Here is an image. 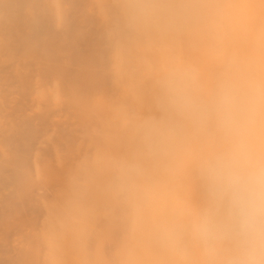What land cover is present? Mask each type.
<instances>
[{"label": "rangeland", "instance_id": "obj_1", "mask_svg": "<svg viewBox=\"0 0 264 264\" xmlns=\"http://www.w3.org/2000/svg\"><path fill=\"white\" fill-rule=\"evenodd\" d=\"M122 14L120 0H0V264L47 263L53 209L102 148L106 113L92 104L126 103L114 57L134 31ZM107 222L95 230L111 228L101 247L111 262L125 227Z\"/></svg>", "mask_w": 264, "mask_h": 264}, {"label": "clouds", "instance_id": "obj_2", "mask_svg": "<svg viewBox=\"0 0 264 264\" xmlns=\"http://www.w3.org/2000/svg\"><path fill=\"white\" fill-rule=\"evenodd\" d=\"M206 0H126L137 29L180 33ZM164 118L146 125L139 156L118 167V194L138 198L159 167L167 212L154 241L172 264H264V58L232 59L214 82L176 61L161 80ZM194 180L197 195L177 182Z\"/></svg>", "mask_w": 264, "mask_h": 264}, {"label": "bare ground", "instance_id": "obj_3", "mask_svg": "<svg viewBox=\"0 0 264 264\" xmlns=\"http://www.w3.org/2000/svg\"><path fill=\"white\" fill-rule=\"evenodd\" d=\"M206 3L205 17L195 29L171 33L130 27L126 21V0H120L121 25L134 31L131 37L121 35L114 57L117 82L124 81L128 86L127 91L123 90L127 92V104L92 102V106L106 113L102 148L81 169L84 186L70 189V196L66 195L62 204L53 209L51 225H58V231L46 235L50 246L46 264H172L153 235L154 223L167 212L158 195L160 187L167 183L166 178L159 167L152 166L143 177L145 190L138 198H119L118 167L121 162L138 158L144 127L164 118L161 80L176 61L198 67L211 84L232 59L264 58V0ZM126 105L134 110L133 119L126 115ZM181 184L190 195H197L194 180L177 182V190ZM101 216L107 217L114 230L125 227L111 262L105 260L101 251L111 229L107 225L97 230L94 255L86 250V241L97 232L95 225Z\"/></svg>", "mask_w": 264, "mask_h": 264}]
</instances>
